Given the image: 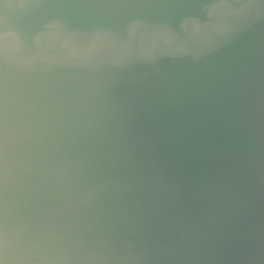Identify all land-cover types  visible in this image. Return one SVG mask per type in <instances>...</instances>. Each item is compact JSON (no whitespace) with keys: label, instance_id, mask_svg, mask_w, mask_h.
Here are the masks:
<instances>
[{"label":"water","instance_id":"obj_1","mask_svg":"<svg viewBox=\"0 0 264 264\" xmlns=\"http://www.w3.org/2000/svg\"><path fill=\"white\" fill-rule=\"evenodd\" d=\"M0 264H264V0H0Z\"/></svg>","mask_w":264,"mask_h":264}]
</instances>
